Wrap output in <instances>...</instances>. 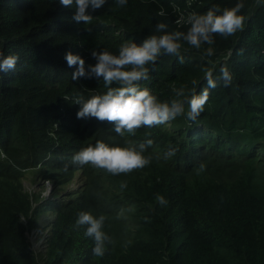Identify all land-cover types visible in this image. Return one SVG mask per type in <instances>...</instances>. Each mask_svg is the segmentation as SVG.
Instances as JSON below:
<instances>
[{"label": "trees", "instance_id": "obj_1", "mask_svg": "<svg viewBox=\"0 0 264 264\" xmlns=\"http://www.w3.org/2000/svg\"><path fill=\"white\" fill-rule=\"evenodd\" d=\"M174 1L107 0L89 9L93 20L84 25L60 0H0V52L18 57L14 70L0 73V264H264V0H199L198 14L242 3L243 30L214 35L199 49L181 38L178 53L162 50L146 65L139 87L183 105L168 128L121 136L113 123L76 116L77 96L119 86L88 75L93 51L118 55L123 43L161 34L160 23L162 32H187L189 25L173 24ZM68 51L84 59V76L72 78ZM221 67L231 73L227 84ZM206 70L216 86L193 119L189 101L208 87ZM98 140L138 150L143 144L150 163L113 175L73 161ZM78 172L81 185L68 189ZM27 173L52 183L48 199L25 190ZM55 190L67 191L58 197ZM49 210L45 252L37 254L26 233ZM84 212L104 217L103 256L94 254L88 225L77 223Z\"/></svg>", "mask_w": 264, "mask_h": 264}, {"label": "clouds", "instance_id": "obj_2", "mask_svg": "<svg viewBox=\"0 0 264 264\" xmlns=\"http://www.w3.org/2000/svg\"><path fill=\"white\" fill-rule=\"evenodd\" d=\"M106 2L107 0H60V3L65 7H75L76 11L73 19L84 25H90L93 20L89 9L94 12L102 8ZM126 2L127 0H116V3L121 6ZM198 2L199 0L188 6L185 0H177L170 4L171 11L176 14L173 19L174 25H177L175 19L179 12L187 16L182 24L189 25L186 33L180 31L162 32L166 25L160 23L157 26V32L161 34L150 35L139 45L134 42L123 43L119 47L118 55H114L107 50L99 53L93 51L92 56L95 57L96 63L90 65L88 75L94 74L97 78H102L105 86L111 85L113 82L119 86L109 87L104 94H93L87 99L77 96L75 102L81 105L76 113L77 118L94 117L102 122L113 123L115 132L121 136L125 133L134 134L141 127L164 124L168 128L169 124L166 122L180 115L183 112V105L177 100H173L171 104L159 102L149 89L139 87L137 82L147 78L149 69L146 65L154 63L162 50L171 54L178 53L181 48V38L192 47L199 49L202 44H213L214 35L230 37L244 28L245 17L240 14L241 9L244 7L242 3H237L233 7H226L222 12L214 7L203 14H198L194 7ZM190 8L194 12L189 14ZM158 15L164 16L165 13L161 9ZM206 55H213V50L211 48L207 49ZM65 59L69 67H75L76 69L72 74L73 79L86 74L85 62L80 55L68 51ZM17 60L16 55L5 56L0 52V73L14 70ZM220 71L225 83H229L232 76L228 68L221 67ZM205 78L208 87L200 95L193 94L189 101L188 116L190 118L194 119L203 110V106L209 98L208 88L216 86L211 70H206ZM177 95H183V91H178ZM148 143L151 144L152 141L149 140ZM143 148V144L139 146L138 150L135 146H110L102 140H98L94 145L89 144L81 148L72 159L80 165L90 164L95 168L104 169L108 173L118 175L142 169L150 163L151 158L144 155ZM172 155H174V152H168L165 159ZM203 170L204 165L202 164L200 165V171ZM77 182L78 185L75 189L81 185L79 177ZM47 183L52 188V183L49 180H44L42 185L46 186ZM71 183L67 188L70 187ZM121 186L124 187L125 185ZM156 200L161 205L167 204V200L163 195L158 194ZM103 220L104 217L102 216L97 219L90 213L84 212L80 214L77 221L79 224L88 225L86 235L94 236L96 241L94 254L96 256H103V245L107 239L101 231Z\"/></svg>", "mask_w": 264, "mask_h": 264}, {"label": "rangeland", "instance_id": "obj_3", "mask_svg": "<svg viewBox=\"0 0 264 264\" xmlns=\"http://www.w3.org/2000/svg\"><path fill=\"white\" fill-rule=\"evenodd\" d=\"M32 173H27L24 180H23V185L25 190L31 193H41V195L44 196V200L48 199L49 196L52 195V188L49 183H47L46 186L42 185V182L44 183L43 178L39 179V176L36 175L37 177H34ZM81 175L80 172H78L75 176V179L71 183L70 187L71 189H75L76 186L78 185V177ZM58 191V197L61 195L66 194L67 190L64 191ZM56 197V199H58ZM54 215L51 213V211H47L46 213L40 215L36 221V224L34 227L29 230L27 234L28 241L31 244L32 250L37 253V254H43L45 252L46 248V239L49 234L48 229H49V224L53 221Z\"/></svg>", "mask_w": 264, "mask_h": 264}, {"label": "built area", "instance_id": "obj_4", "mask_svg": "<svg viewBox=\"0 0 264 264\" xmlns=\"http://www.w3.org/2000/svg\"><path fill=\"white\" fill-rule=\"evenodd\" d=\"M195 1H197V0H185L186 4H187L188 6H190V5H191L193 2H195ZM192 12H194V10H193L192 8H190V9H189V14L192 13ZM186 18H187V16H186L184 13L179 12L178 16H177L176 19H175V23H176L177 25H181V24L184 23L183 21L186 20Z\"/></svg>", "mask_w": 264, "mask_h": 264}]
</instances>
